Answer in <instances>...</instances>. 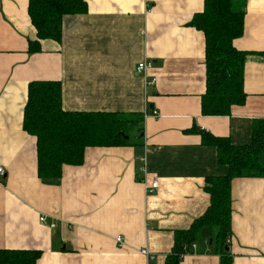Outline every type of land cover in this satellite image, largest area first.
<instances>
[{"label": "crops", "instance_id": "obj_1", "mask_svg": "<svg viewBox=\"0 0 264 264\" xmlns=\"http://www.w3.org/2000/svg\"><path fill=\"white\" fill-rule=\"evenodd\" d=\"M85 1L87 12L64 16L60 41L40 40L31 52L38 36L29 0H0V249L39 250L37 264H164L175 231L210 203L206 177L228 172L204 137L248 144L253 121L264 117V0L245 3L234 45L246 52V97L228 115L203 113L205 36L190 22L204 0ZM143 60L152 63V85L137 72ZM36 80L61 83L65 110L142 113L143 138L87 147L82 164L39 177L37 139L23 127ZM154 176L151 193L145 181ZM231 195L233 264H264V177L234 178ZM195 244L180 264L220 263L212 233L202 231Z\"/></svg>", "mask_w": 264, "mask_h": 264}, {"label": "trees", "instance_id": "obj_2", "mask_svg": "<svg viewBox=\"0 0 264 264\" xmlns=\"http://www.w3.org/2000/svg\"><path fill=\"white\" fill-rule=\"evenodd\" d=\"M245 3L204 0L203 10L190 22L205 36V115H228L234 105L245 101L246 52L234 45L244 32ZM28 11L38 36L29 49L36 52L41 50L40 40L60 41L64 16L85 13L88 4L85 0H29ZM143 121L142 113L65 110L61 83L36 80L29 85L23 127L37 139L39 177L51 179L62 175L64 165L82 164L87 147L137 144L143 138ZM204 142L217 147L218 162L227 165L228 172L206 177L204 189L210 203L189 228L175 231L174 245L164 264H180L185 247L202 238L204 230L212 233L218 245L219 264H233L231 252L225 248L231 236V182L237 177H264V117L253 121L248 144L213 135H206ZM41 255L39 250L0 249V264H37Z\"/></svg>", "mask_w": 264, "mask_h": 264}, {"label": "built area", "instance_id": "obj_3", "mask_svg": "<svg viewBox=\"0 0 264 264\" xmlns=\"http://www.w3.org/2000/svg\"><path fill=\"white\" fill-rule=\"evenodd\" d=\"M151 61H147V60H143L141 61L138 66H137V72L138 73H142L143 76L145 77V85L148 86V85H152L155 83V78H148V74H147V69L151 66ZM152 113L154 115H157L158 114V111L156 110H153ZM140 167H139V170H141L143 173H144V179L147 177V161H146V157H142L140 158ZM5 176V171H4V168L3 167H0V179L2 177ZM146 183V186H147V189L149 192H154L158 189L159 187V178L157 176H154L151 181L149 183H147V181H145ZM40 220L41 222L43 223H46L47 222V219L45 216H41L40 217ZM52 227H55L56 225L55 224H51ZM117 242L122 245L123 244V238L121 236H118L116 238ZM196 247V244L195 243H192L190 246H186L185 249L186 251L183 253V255L186 253V252H189V248L190 249H195ZM143 254L149 256V257H152V255H149V252L146 250V249H142L141 251Z\"/></svg>", "mask_w": 264, "mask_h": 264}, {"label": "water", "instance_id": "obj_4", "mask_svg": "<svg viewBox=\"0 0 264 264\" xmlns=\"http://www.w3.org/2000/svg\"><path fill=\"white\" fill-rule=\"evenodd\" d=\"M141 136H142V134H141ZM225 248H226V249H229V246H226Z\"/></svg>", "mask_w": 264, "mask_h": 264}, {"label": "rangeland", "instance_id": "obj_5", "mask_svg": "<svg viewBox=\"0 0 264 264\" xmlns=\"http://www.w3.org/2000/svg\"><path fill=\"white\" fill-rule=\"evenodd\" d=\"M214 233V232H213Z\"/></svg>", "mask_w": 264, "mask_h": 264}]
</instances>
